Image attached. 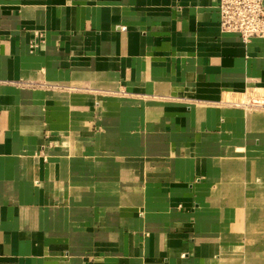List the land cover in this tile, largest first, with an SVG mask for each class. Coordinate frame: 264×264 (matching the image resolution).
<instances>
[{"label":"crops","instance_id":"0c3cea01","mask_svg":"<svg viewBox=\"0 0 264 264\" xmlns=\"http://www.w3.org/2000/svg\"><path fill=\"white\" fill-rule=\"evenodd\" d=\"M263 103L219 0H0V264H264Z\"/></svg>","mask_w":264,"mask_h":264},{"label":"built area","instance_id":"2783aa9c","mask_svg":"<svg viewBox=\"0 0 264 264\" xmlns=\"http://www.w3.org/2000/svg\"><path fill=\"white\" fill-rule=\"evenodd\" d=\"M219 13L223 33L238 34L244 43L264 38V0H219Z\"/></svg>","mask_w":264,"mask_h":264},{"label":"rangeland","instance_id":"374dc122","mask_svg":"<svg viewBox=\"0 0 264 264\" xmlns=\"http://www.w3.org/2000/svg\"><path fill=\"white\" fill-rule=\"evenodd\" d=\"M256 214V213H255ZM253 212H247V213H244V218L246 220V223L248 224L250 222V220L252 221V219L256 218V215H255ZM255 215V216H254ZM264 215L260 216L259 219L262 223H264ZM236 228H230L228 229L226 232H228V234H226V237L228 238V241H230L229 243H227V251L229 252L230 255H228V260L230 261V258L233 257V258H236L234 256V253H238V252H241L242 251V248L244 246V243L243 244H239L237 242H233V240L231 238H236L239 234L242 235L244 234L245 232H250V231H264V227L263 226H255L254 228H249L248 226L245 227V228H239L237 229V232L235 231ZM242 231V232H241ZM239 245L241 246V248H239ZM231 252H234V253H231ZM233 260V259H232ZM229 261L227 263H229Z\"/></svg>","mask_w":264,"mask_h":264}]
</instances>
